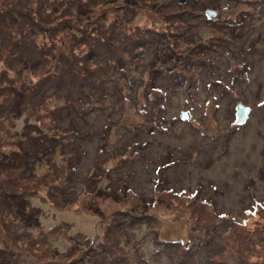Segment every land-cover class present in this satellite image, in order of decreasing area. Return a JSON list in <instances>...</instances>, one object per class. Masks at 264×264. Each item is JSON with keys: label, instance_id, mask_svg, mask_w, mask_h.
Here are the masks:
<instances>
[{"label": "rangeland", "instance_id": "1", "mask_svg": "<svg viewBox=\"0 0 264 264\" xmlns=\"http://www.w3.org/2000/svg\"><path fill=\"white\" fill-rule=\"evenodd\" d=\"M58 1L0 0V264H264V0Z\"/></svg>", "mask_w": 264, "mask_h": 264}, {"label": "trees", "instance_id": "2", "mask_svg": "<svg viewBox=\"0 0 264 264\" xmlns=\"http://www.w3.org/2000/svg\"><path fill=\"white\" fill-rule=\"evenodd\" d=\"M63 1H65V0H59L58 2H56V3H54V5H53V7H52V12L53 13H55V11L57 10V9H60V6L61 5H63V4H61ZM122 1V8H124L126 11L125 12H134V10L133 9H139L140 7L141 8H143V6H142V4H140V3H138L136 0H121ZM66 2H70L69 4L70 5H66V9L64 10V15H66V13L67 14H69V12L71 11V10H75L77 13H76V15L77 16H81L80 15V11H83V8H85V6H86V9H84L85 11H87V13H88V7H90V4L89 3H86L85 1H83V0H73V2H72V0H66ZM89 4V5H88ZM91 5H92V3H91ZM66 12V13H65ZM86 13V14H87ZM86 14H84V15H86ZM83 17H85V16H83ZM63 17H61V23H60V31L62 32V31H65V30H67V29H75V31H76V33L75 34H79V36L81 35V34H85L86 32H88V31H90V29H91V27L93 26V25H87L86 27H84V28H80V27H78L77 25H72L70 22H68L67 21V18H63ZM32 20V18H30L29 20H28V22H30ZM33 21V20H32ZM35 21H33V22H30V24H29V29H28V31H31V29H33L34 28V26H35V23H34ZM88 22V21H87ZM126 21H125V17H124V15L123 14H121V16H120V18H119V23H120V25L121 24H127V23H131V22H127V23H125ZM128 24V25H129ZM74 26V27H73ZM97 27L94 29V31L92 32V35H93V33H97L98 32V37H100L98 40H96L95 39V41H92L91 39H87V41L86 42H84L83 43V45H86L88 48H87V51H89L90 53H88L87 55H85L84 56V58L82 59V60H79L77 57H75V56H73V55H71V54H75L76 52H75V50L73 51V49L75 48V47H77L78 46V44H76V41H78V39H77V37L76 36H74V33L73 34H71L70 35V33H69V31H66L65 33H67V35H65L66 37H61V39L60 40H62V38L64 39V38H67V37H69V35L70 36H73L72 38H73V40H76V41H74V42H71V45H70V54L69 55H66L65 53H63V52H65L64 51V49H66V45H65V47H64V45L63 44H66L65 43V40H62V41H60L61 42V44H60V47H61V50H60V53H59V55H61L62 57H64L65 59L68 57V56H70L71 55V58L73 59V61H68V64L67 65H64V63L62 62V66H66V68H65V70H67L68 71V76L67 77H69L70 78V76L71 77H73V78H75L76 79V81L78 82V81H82V82H86V81H89V79H90V77L92 76V75H88L86 72H85V74H83V72L82 71H86V69H83L82 67H81V65H79V64H81V62H86V60H88L89 59V57H91V56H93L94 55V50H96V48H95V46L96 45H101V43L102 42H104V43H106V42H109V38L108 37H110L109 35H110V33L112 32V29H109V28H107L108 29V32L106 31V29H103L102 30V26H98V25H96ZM126 28V27H125ZM125 28H123L122 29V35H124L123 34V30L125 29ZM26 32V31H25ZM9 33L11 34L12 33V31H9ZM19 33L20 34H24L23 32L21 33L20 31H19ZM90 32H88V34H89ZM27 35L29 34V33H26ZM90 35V34H89ZM126 35V34H125ZM8 36V35H7ZM22 36H24V35H22ZM121 36V35H120ZM127 36V35H126ZM30 37H33V34H29L28 36H27V40H26V42L29 44L28 45V52L29 53H25V55H27L28 56V59H31V57H32V53L33 52H37V50H38V47H39V49H40V46L39 45H36V43H31V38ZM94 37V36H93ZM96 37V36H95ZM128 37V38H127ZM127 37H125L126 39H129L131 36H127ZM28 38H30V40H28ZM97 38V37H96ZM8 40H9V37H8ZM108 40V41H107ZM91 41V42H90ZM57 42H59V41H57ZM63 47V48H62ZM58 52V51H57ZM73 52V53H72ZM24 60H26V59H24ZM66 61V60H65ZM80 62V63H79ZM67 66H69V67H67ZM83 69V70H82ZM72 70V71H71ZM67 73V72H66ZM66 73H60V79H63V78H66V77H63ZM90 73V72H89ZM56 76H58V74L56 75ZM82 79V80H81ZM57 194H59L60 195V192H59V189L57 190ZM23 198L21 197V200H22ZM141 199V198H140ZM19 200V199H18ZM61 201H62V198L60 199ZM141 201H142V199H141ZM17 202V201H16ZM62 202H64V201H62ZM61 202V203H62ZM103 250H106V248L104 247V249Z\"/></svg>", "mask_w": 264, "mask_h": 264}, {"label": "water", "instance_id": "3", "mask_svg": "<svg viewBox=\"0 0 264 264\" xmlns=\"http://www.w3.org/2000/svg\"><path fill=\"white\" fill-rule=\"evenodd\" d=\"M184 0H180V3H183ZM216 12H212V11H207L206 12V17L207 19H212L214 18V16H216ZM128 80V79H127ZM249 115V110L246 109L245 107H243L242 105H237L236 109H235V120L237 124H242L246 121L247 117ZM182 119H186L187 118V113H182L181 115Z\"/></svg>", "mask_w": 264, "mask_h": 264}]
</instances>
